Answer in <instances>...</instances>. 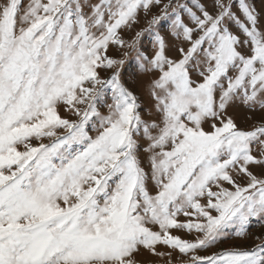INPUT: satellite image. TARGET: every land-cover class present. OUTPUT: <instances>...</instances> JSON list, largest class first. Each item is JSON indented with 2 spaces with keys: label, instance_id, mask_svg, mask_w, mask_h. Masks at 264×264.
<instances>
[{
  "label": "snow or ice",
  "instance_id": "obj_1",
  "mask_svg": "<svg viewBox=\"0 0 264 264\" xmlns=\"http://www.w3.org/2000/svg\"><path fill=\"white\" fill-rule=\"evenodd\" d=\"M140 13L147 26L124 39ZM261 20L254 0H0V264H141L142 249L165 264H264V233L200 254L264 227ZM133 53L132 83L150 77L143 112L121 79ZM233 106L259 119L241 128Z\"/></svg>",
  "mask_w": 264,
  "mask_h": 264
},
{
  "label": "rangeland",
  "instance_id": "obj_2",
  "mask_svg": "<svg viewBox=\"0 0 264 264\" xmlns=\"http://www.w3.org/2000/svg\"><path fill=\"white\" fill-rule=\"evenodd\" d=\"M164 2H167V0H164ZM180 2L184 3L185 0H180ZM202 2L205 4H209L210 0H202ZM254 2L256 4L257 10L262 12L261 23H262V26H264V0H254ZM153 11L155 12L157 10L154 9ZM149 18H151V15L149 16ZM139 21H140L139 25H134L132 29L130 30L122 29L121 30V35L124 39L126 40L129 39L131 36L134 35L135 31H139L140 28H144L147 26L143 13H140ZM170 23L171 22L169 20L162 21V27H160L159 30L161 34L165 36V39L168 45L167 54L175 58L177 56L175 47L178 44H180V41L176 40V38L171 35V32L169 30ZM232 30L234 32L236 31L235 28H233ZM152 40H153L152 36L145 34V36L142 38L141 45H140L142 50L148 49L149 54H151ZM106 55L112 58H119L120 52L115 45H110ZM136 64H137V61L135 59V53H133L132 56L129 57L128 62H126L124 69L121 72V79H122V82H124L139 97L141 105H142L141 111L143 112L144 109L149 104V99H148V95L146 91V83L150 77L141 76L137 72L136 83H132L130 76ZM98 71H99L101 79H108L111 75L110 70L98 69ZM104 92H105L104 96L102 97L100 102L97 104V109L101 113V115L106 116L108 115V109L105 105L111 103V92L109 89H105ZM58 112L62 118L76 119V117L72 116L70 113L65 111V107L63 105L58 107ZM228 113L234 118L237 125L241 128H248L250 126L252 121L247 120L246 119L247 116L252 115L253 120L259 119L258 113L251 114L244 107H241V106L230 107L228 109ZM98 128H99V121L96 118H93L92 121H89V124L86 126V130L88 131V134L92 136L93 138L98 134L97 131L95 130ZM205 128H207V125H205ZM60 134L62 135L63 132L61 131ZM40 142L50 143L51 141L48 139H44L43 141H35V140L32 141L34 145ZM20 150H23V149L21 148ZM141 160L142 162L144 160L143 154L141 155ZM252 170L257 175H261V173L264 172V170L260 168H255V167ZM152 191L154 192L155 190L152 189ZM181 219H184V218L181 217ZM262 233H264V227H251L249 230L248 237H245L244 239H239L234 236H230L228 240L218 244L215 248L210 249L208 252H202L200 254L207 255V254H211V252L213 251H220L222 249H227V248H232V247H242V248L250 249L251 247H254L255 244L259 243V241L253 239V237L261 235ZM175 234L185 236L184 233H175ZM185 238H188V237H185ZM159 250H164V249L160 248ZM138 260L141 262V264H165V261L155 256H152L151 254H149L147 251L143 249L141 250L138 256Z\"/></svg>",
  "mask_w": 264,
  "mask_h": 264
}]
</instances>
